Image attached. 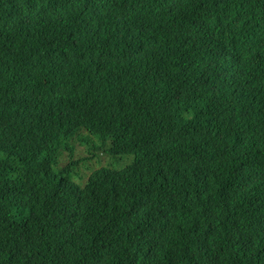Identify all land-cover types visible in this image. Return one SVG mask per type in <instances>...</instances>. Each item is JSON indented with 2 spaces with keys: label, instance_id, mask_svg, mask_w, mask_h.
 Masks as SVG:
<instances>
[{
  "label": "trees",
  "instance_id": "16d2710c",
  "mask_svg": "<svg viewBox=\"0 0 264 264\" xmlns=\"http://www.w3.org/2000/svg\"><path fill=\"white\" fill-rule=\"evenodd\" d=\"M256 119L264 0H0V264H264Z\"/></svg>",
  "mask_w": 264,
  "mask_h": 264
},
{
  "label": "clouds",
  "instance_id": "9594fccd",
  "mask_svg": "<svg viewBox=\"0 0 264 264\" xmlns=\"http://www.w3.org/2000/svg\"><path fill=\"white\" fill-rule=\"evenodd\" d=\"M220 30H224V31H231L233 32L236 36H237V31L236 29H229L227 28L225 25H223ZM166 44H172L171 42H167ZM178 50V49H177ZM176 56V52H173L170 54V57H175ZM180 69L179 64H177L176 66L173 67V70L176 71ZM264 125V120L263 119H256L254 120V122L252 124H250L243 132H256L257 130H259L260 128H262V126ZM257 147V146H256ZM256 147L254 149H256ZM261 150H263V147L261 146V148L258 150L257 153H259ZM254 151V150H253ZM238 234L243 235L245 237H247L250 240V227L248 223H239L236 224L233 228Z\"/></svg>",
  "mask_w": 264,
  "mask_h": 264
},
{
  "label": "rangeland",
  "instance_id": "374dc122",
  "mask_svg": "<svg viewBox=\"0 0 264 264\" xmlns=\"http://www.w3.org/2000/svg\"><path fill=\"white\" fill-rule=\"evenodd\" d=\"M81 156H85V155L81 154ZM133 158H134V156H125V157L121 158V160L118 163H113L112 166L116 169H121V168L129 165L133 161Z\"/></svg>",
  "mask_w": 264,
  "mask_h": 264
}]
</instances>
